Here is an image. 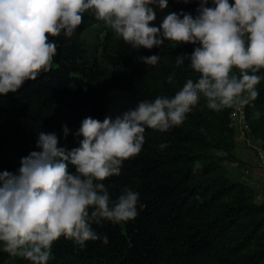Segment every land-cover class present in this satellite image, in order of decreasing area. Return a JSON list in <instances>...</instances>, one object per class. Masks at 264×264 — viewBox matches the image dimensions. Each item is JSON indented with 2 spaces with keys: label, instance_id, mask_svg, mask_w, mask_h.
<instances>
[{
  "label": "trees",
  "instance_id": "1",
  "mask_svg": "<svg viewBox=\"0 0 264 264\" xmlns=\"http://www.w3.org/2000/svg\"><path fill=\"white\" fill-rule=\"evenodd\" d=\"M198 7L196 0H169L167 9L155 8L154 23L159 26L170 12L195 16ZM86 26L87 12L71 37L50 36L57 46L51 71L0 96V113L16 107L18 115L15 121L0 122V172L17 173L21 158L38 150L40 132L56 133L60 146L71 150L79 146L75 132L83 119H115L141 101L172 97L188 79L199 76L187 61L175 64L196 45L165 41L151 50L133 48L108 30L94 52L86 41ZM152 55L160 57L155 66L137 59ZM173 73L174 84H169ZM258 74L264 77V70ZM257 90L258 98L241 107L249 134L264 149V79ZM237 109L210 110L201 97L182 125L166 132L146 128L141 152L124 161L119 175L103 181L111 202L125 189L138 192V216L93 224L95 232L107 235V244L88 241L81 247L61 237L48 264H264V202H256L255 189L231 177L223 163L241 162L233 153L231 114ZM64 125L70 130L66 138ZM161 144L167 147L161 149ZM197 161L201 167L194 173ZM70 171L75 169L70 166ZM9 259L31 264L2 246L0 264Z\"/></svg>",
  "mask_w": 264,
  "mask_h": 264
},
{
  "label": "clouds",
  "instance_id": "2",
  "mask_svg": "<svg viewBox=\"0 0 264 264\" xmlns=\"http://www.w3.org/2000/svg\"><path fill=\"white\" fill-rule=\"evenodd\" d=\"M196 2L195 16L170 12L156 26L155 8L167 9L169 0H0V96L51 71L57 46L49 37H71L89 10L133 48L151 50L165 41L196 45L175 64L187 61L199 74L172 97L141 101L115 119H83L75 132L79 146L71 150L60 146L56 133L40 132L38 150L21 158L18 172H0V244L5 252L31 264H48L61 237L81 247L88 241L107 244V235L95 232L93 224L135 219L139 193L125 189L111 202L103 181L119 175L124 161L141 152L146 128L166 132L182 125L201 97L214 111L258 98L257 85L264 79L258 74L264 70V0ZM137 59L155 66L160 57ZM174 76L169 75V84ZM69 131L64 125L65 138ZM200 167L197 161L194 173Z\"/></svg>",
  "mask_w": 264,
  "mask_h": 264
},
{
  "label": "rangeland",
  "instance_id": "3",
  "mask_svg": "<svg viewBox=\"0 0 264 264\" xmlns=\"http://www.w3.org/2000/svg\"><path fill=\"white\" fill-rule=\"evenodd\" d=\"M108 30L111 29L108 26H106L103 21L97 20L95 18L94 13L91 10L87 12V26H86L85 37L92 51L95 52L100 47L103 38ZM17 119H18V115H17L16 107L10 108L4 113H0V122L15 121ZM233 124L235 128V135L239 139L237 150H234L233 153L235 156L237 155L236 157L238 158L240 157L239 160L241 162L233 164L232 162L224 161L223 163L226 166L228 173L233 178L239 179L241 175H244L243 174L244 170L249 169L251 174L247 175L245 179H251L257 176V178H259V181L264 183V168L252 165L248 161L241 160L240 154L243 153L244 151L245 152L247 151L249 154L251 153V155L254 156L255 158L257 149L260 146H259V142L249 134L248 128L245 127L246 124L244 122V119L242 118V114L240 111L237 112L235 118L233 119ZM1 247L2 244H0V248ZM2 264H14V261L13 259H9Z\"/></svg>",
  "mask_w": 264,
  "mask_h": 264
},
{
  "label": "crops",
  "instance_id": "4",
  "mask_svg": "<svg viewBox=\"0 0 264 264\" xmlns=\"http://www.w3.org/2000/svg\"><path fill=\"white\" fill-rule=\"evenodd\" d=\"M238 140H239L238 137L235 136V149L234 150H237ZM240 156H241V160L248 161L252 165L259 167L258 161L254 158V156L251 155V153L249 154L247 151L246 152L244 151L243 153L240 154ZM232 163L236 164L237 162H232ZM245 177H247V176L241 175L238 180L246 183L247 185H249L255 189V193H256L255 200H256V202H264V189H263L264 183L259 181V178H257V176L253 177L251 179H245ZM260 180H261V178H260Z\"/></svg>",
  "mask_w": 264,
  "mask_h": 264
},
{
  "label": "built area",
  "instance_id": "5",
  "mask_svg": "<svg viewBox=\"0 0 264 264\" xmlns=\"http://www.w3.org/2000/svg\"><path fill=\"white\" fill-rule=\"evenodd\" d=\"M239 111L241 112L242 118H243V111H242V107L240 106L236 111L232 112V114H231L232 124H233V119L235 118L237 112H239ZM233 126H234V124H233ZM245 127H247V126L245 125ZM258 142H259V146L260 147L257 149V153H256L255 158L258 161L259 167L264 168V149L262 148L261 141L258 140ZM243 174H244V176H247V175H249L251 173H250V170L249 169H245Z\"/></svg>",
  "mask_w": 264,
  "mask_h": 264
}]
</instances>
